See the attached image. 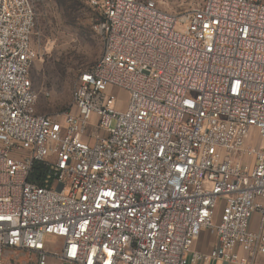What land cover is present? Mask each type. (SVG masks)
<instances>
[{
    "label": "built area",
    "instance_id": "1",
    "mask_svg": "<svg viewBox=\"0 0 264 264\" xmlns=\"http://www.w3.org/2000/svg\"><path fill=\"white\" fill-rule=\"evenodd\" d=\"M87 3L102 56L49 115L34 2L0 0V264H258L264 146L247 141L264 140V0ZM205 232L215 244L196 250Z\"/></svg>",
    "mask_w": 264,
    "mask_h": 264
},
{
    "label": "rangeland",
    "instance_id": "2",
    "mask_svg": "<svg viewBox=\"0 0 264 264\" xmlns=\"http://www.w3.org/2000/svg\"><path fill=\"white\" fill-rule=\"evenodd\" d=\"M36 28L33 45L38 53L31 70L35 89L41 94L39 114L62 115L69 111L75 83L83 71L91 68L102 56L103 43L94 31L97 15L87 0H33ZM47 93L49 94L47 96ZM118 108L126 109L129 96L114 90ZM50 250H58L57 241L47 237ZM7 260L20 257L34 259L29 253H7ZM48 264H60L50 260ZM213 264H231L218 260ZM258 264H264V261Z\"/></svg>",
    "mask_w": 264,
    "mask_h": 264
},
{
    "label": "crops",
    "instance_id": "3",
    "mask_svg": "<svg viewBox=\"0 0 264 264\" xmlns=\"http://www.w3.org/2000/svg\"><path fill=\"white\" fill-rule=\"evenodd\" d=\"M253 145L255 147L264 146V140L260 139L256 133L252 132L251 137L247 141V146ZM244 161L247 165L253 167L255 165L254 158H245ZM260 202H263L260 200ZM251 231L257 233L261 229V217L260 214L256 213L251 221ZM215 244V238L205 232L203 236L196 242L195 249L200 251H208ZM259 262L264 261V256L259 257Z\"/></svg>",
    "mask_w": 264,
    "mask_h": 264
},
{
    "label": "trees",
    "instance_id": "4",
    "mask_svg": "<svg viewBox=\"0 0 264 264\" xmlns=\"http://www.w3.org/2000/svg\"><path fill=\"white\" fill-rule=\"evenodd\" d=\"M46 175L47 173H46L44 166L40 164L35 166L34 172H33V177H34L33 180L35 182H37L39 185H43Z\"/></svg>",
    "mask_w": 264,
    "mask_h": 264
}]
</instances>
